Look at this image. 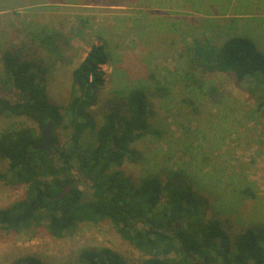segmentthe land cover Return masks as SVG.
Wrapping results in <instances>:
<instances>
[{
	"label": "rangeland",
	"instance_id": "rangeland-1",
	"mask_svg": "<svg viewBox=\"0 0 264 264\" xmlns=\"http://www.w3.org/2000/svg\"><path fill=\"white\" fill-rule=\"evenodd\" d=\"M41 28L68 40L63 59L54 61L43 79H35L52 105L69 104L71 73L92 46L102 45L109 54L102 66L104 85L90 111L99 126L104 104L116 92L151 75L175 86L184 70L180 56L193 39L218 45L252 28L264 41V0H0V77L6 47L20 45ZM201 78L205 88L217 89L216 102L179 86L169 102L147 96V128L122 169L134 184L158 179L165 186L177 175L183 192L202 198L197 205L205 221H218L232 240L253 229L264 242V107L254 112L246 82L237 83L233 76L211 73ZM1 96L18 101L15 94ZM7 126L36 127L24 117H0V130ZM69 129L65 120L54 131L55 148L70 141ZM0 170L5 172L7 164L1 163ZM25 197L26 186L0 181V211ZM44 226L0 229V264L30 258L40 264H77L88 248H108L127 264L148 259L110 221L82 222L61 238L52 237Z\"/></svg>",
	"mask_w": 264,
	"mask_h": 264
},
{
	"label": "trees",
	"instance_id": "trees-1",
	"mask_svg": "<svg viewBox=\"0 0 264 264\" xmlns=\"http://www.w3.org/2000/svg\"><path fill=\"white\" fill-rule=\"evenodd\" d=\"M242 33L228 36L218 45L207 38L193 39L180 56L184 70L175 86L162 84L151 75L116 92L115 100L104 104L99 126L90 111L104 85L102 66L110 58L104 46H92L72 71L71 97L65 107L52 105L45 87L35 79H43L51 64L63 59L67 38L41 28L31 31L29 40L20 45L6 47L1 58L0 93L15 94L18 101L0 94V117H24L36 127L7 126L0 130V164H7L5 172L0 170V181L26 186L23 200L0 211V229L20 230L45 223L52 237L61 238L82 222L110 221L123 240L148 258L143 264H264V242L259 233L248 229L232 240L218 221H205L197 205V199L202 198L194 192H183L177 175L169 177L165 186L158 179L134 184L122 169L132 158L131 146L147 128V96L169 102L179 86L187 94L204 93L216 102L217 89L205 88L201 77L222 73L233 76L237 83L246 82L247 93L256 106L254 112L262 110L264 41L252 28ZM256 45H261L260 50ZM50 120L54 121L53 138L65 120L71 131L70 141L56 148L55 159L34 150L42 144L43 125ZM79 175L93 182L91 196L84 197L73 186L57 200L61 188L73 185ZM175 253L178 257L171 256ZM15 264L40 262L30 258ZM77 264L127 263L108 248H88L81 251Z\"/></svg>",
	"mask_w": 264,
	"mask_h": 264
},
{
	"label": "water",
	"instance_id": "water-1",
	"mask_svg": "<svg viewBox=\"0 0 264 264\" xmlns=\"http://www.w3.org/2000/svg\"><path fill=\"white\" fill-rule=\"evenodd\" d=\"M53 127H54L53 120H50L47 124L43 125V142L40 146L34 147V150L47 152L49 153L50 156H52L55 159L56 148L54 146ZM71 188H72L71 184H67L66 186L62 187L61 188L62 194L56 199L61 200L64 196H66L69 193Z\"/></svg>",
	"mask_w": 264,
	"mask_h": 264
},
{
	"label": "flooded vegetation",
	"instance_id": "flooded-vegetation-1",
	"mask_svg": "<svg viewBox=\"0 0 264 264\" xmlns=\"http://www.w3.org/2000/svg\"><path fill=\"white\" fill-rule=\"evenodd\" d=\"M79 179L75 180L74 184L73 185L71 184V186L77 187L83 193L84 197L91 196V194L93 193V189H92L93 182H91L90 177L79 175Z\"/></svg>",
	"mask_w": 264,
	"mask_h": 264
},
{
	"label": "crops",
	"instance_id": "crops-1",
	"mask_svg": "<svg viewBox=\"0 0 264 264\" xmlns=\"http://www.w3.org/2000/svg\"><path fill=\"white\" fill-rule=\"evenodd\" d=\"M219 1V0H218Z\"/></svg>",
	"mask_w": 264,
	"mask_h": 264
}]
</instances>
